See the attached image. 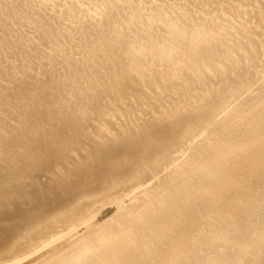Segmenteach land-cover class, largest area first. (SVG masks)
<instances>
[{"label":"bare ground","instance_id":"bare-ground-1","mask_svg":"<svg viewBox=\"0 0 264 264\" xmlns=\"http://www.w3.org/2000/svg\"><path fill=\"white\" fill-rule=\"evenodd\" d=\"M0 264H264V0H0Z\"/></svg>","mask_w":264,"mask_h":264}]
</instances>
